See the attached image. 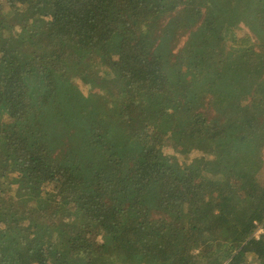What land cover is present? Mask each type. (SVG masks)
Wrapping results in <instances>:
<instances>
[{
	"label": "trees",
	"instance_id": "trees-1",
	"mask_svg": "<svg viewBox=\"0 0 264 264\" xmlns=\"http://www.w3.org/2000/svg\"><path fill=\"white\" fill-rule=\"evenodd\" d=\"M0 264H264V0H0Z\"/></svg>",
	"mask_w": 264,
	"mask_h": 264
},
{
	"label": "rangeland",
	"instance_id": "rangeland-1",
	"mask_svg": "<svg viewBox=\"0 0 264 264\" xmlns=\"http://www.w3.org/2000/svg\"><path fill=\"white\" fill-rule=\"evenodd\" d=\"M77 83L79 85L80 90L84 94L89 93V91L94 92L96 90L94 87H91L90 85L85 84V83H83V82H81L79 80H77ZM182 148L183 147L181 145L176 146L174 141L172 140V138L169 135H167L163 139V143H162V146H161L163 154H165L167 156H175L180 163H183V162H186V161L188 162L192 158L203 154L202 151H200V150L197 151L196 150V151H192L191 153L185 155L184 153L180 152L182 150ZM260 231L261 230L259 229L258 232H260Z\"/></svg>",
	"mask_w": 264,
	"mask_h": 264
}]
</instances>
